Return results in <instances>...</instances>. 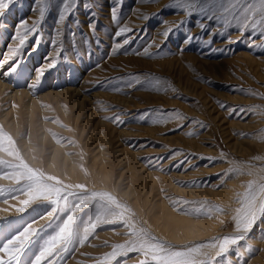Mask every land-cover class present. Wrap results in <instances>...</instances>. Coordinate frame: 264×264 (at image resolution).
I'll return each instance as SVG.
<instances>
[{"label": "rangeland", "instance_id": "rangeland-1", "mask_svg": "<svg viewBox=\"0 0 264 264\" xmlns=\"http://www.w3.org/2000/svg\"><path fill=\"white\" fill-rule=\"evenodd\" d=\"M69 3L63 19L65 0H10L0 15V61H6L0 77L8 96L0 97V126L20 156L73 186L65 194L79 193L76 184L89 194L111 193L137 226L173 247L218 249L223 237L239 235L237 194L249 181L264 182V23L242 27L237 17L246 4L258 9L260 0H240L236 16L222 13L216 0L205 11L198 0ZM18 31L27 39L8 59ZM64 89L89 105L41 96ZM12 90L36 99L31 117L24 103L10 99ZM4 110L10 111L6 120ZM0 160L19 163L2 147ZM5 171L12 169L0 164V246L31 225L38 231L20 258L29 264L68 213L49 217L55 205L40 200L18 212L28 197L13 191L17 185ZM96 211L78 213V225ZM244 235L211 264H264V215ZM130 238L120 223L101 225L58 264H141L138 251L119 250L105 261L114 245Z\"/></svg>", "mask_w": 264, "mask_h": 264}, {"label": "snow or ice", "instance_id": "snow-or-ice-1", "mask_svg": "<svg viewBox=\"0 0 264 264\" xmlns=\"http://www.w3.org/2000/svg\"><path fill=\"white\" fill-rule=\"evenodd\" d=\"M7 2H10V0H7ZM7 2L6 0H0V15L3 14V10L7 7ZM198 2L202 5L199 9L200 11H205L209 8V0H198ZM239 3L240 0H227L226 3L224 0H216V7L222 13L236 16ZM69 9V0H65L60 19L64 18V12L69 11ZM43 12L44 10L41 9V17H43ZM258 14L260 17L259 21L256 19ZM209 18L211 19V17ZM237 18L241 21L242 27H248L249 25L255 27L258 22L264 23V0H260L258 9L252 4L244 5L239 9ZM34 28L35 26H33L32 30ZM123 31L125 29H121V32ZM121 32H118L117 35H120ZM167 34L168 32L166 31L164 35ZM17 38H19V45L10 49L8 59H12L19 53L20 47L23 46L27 39V32L21 36L18 31ZM116 47L119 48L120 45L118 44ZM145 53H147V49H145ZM3 62L6 61H0V63ZM48 67H52V65L50 64ZM41 75H43V69H41ZM139 83V80L135 81V84ZM129 86L134 85L130 84ZM0 147L9 156H14L19 160L17 164H11L7 160H0V164L12 169L11 172L5 171L3 174L5 177L15 181L17 187L13 188V191L27 194L28 198L21 202L23 207L17 208L18 212H24L27 206L36 200H40L44 202L50 201L55 205L48 212L47 215L49 217L54 216L58 210L68 213L66 219L58 226L55 234L44 241L38 254L35 255L34 260L30 261L29 264H58L60 260H63L72 251L75 245L79 244L82 246L88 241L98 227L104 224L116 223L128 228L131 238L122 244L114 245V250L105 255V261L115 259L121 254L119 250H126L125 254L131 251L141 252L145 258L141 264H152V262H155V264H211L215 257L228 252L230 245H236L239 241L244 240V233L251 229L259 215H264V182L257 184L255 180L249 181L246 191L243 194H237L240 197L241 206L235 209L236 215L233 219L236 222V228L240 230L239 235L223 237V241L218 242V249L217 244L204 243H197L192 247L176 248L167 241L153 236L146 228L137 226L131 217L126 216L129 209L109 192L91 191L89 194L85 184H76L74 187L79 190V193L69 191L65 194V189L73 186L64 185L58 177L46 175L42 170L29 166L20 156L18 149H16L12 136L4 132L2 126H0ZM248 174L252 175L253 173L249 171ZM254 185L256 186L255 188ZM68 196L74 197L75 202L69 203ZM61 201H63L62 207ZM90 206L96 208L97 211L78 225L77 214ZM214 207L223 211L219 205ZM37 231V229L29 225L17 235L6 240L0 246V253L4 254L0 255V264H21L20 258L31 243V237Z\"/></svg>", "mask_w": 264, "mask_h": 264}, {"label": "bare ground", "instance_id": "bare-ground-1", "mask_svg": "<svg viewBox=\"0 0 264 264\" xmlns=\"http://www.w3.org/2000/svg\"><path fill=\"white\" fill-rule=\"evenodd\" d=\"M4 75V74H3ZM3 77H2V75H1V77H0V97H2V95L5 93V91L7 90V87L2 83L3 82V79H2ZM10 88V87H9ZM12 91H14V92H11L12 94H11V96H10V99H12V100H14V99H18L19 101H21L22 103H24V107H25V110L29 113L28 115L31 117L32 116V113H33V111H34V109L36 110V108H35V105H36V99H34V98H31V97H29L28 95H26V92L24 91V90H12ZM4 96V99L6 98V97H8L7 96V94H4L3 95ZM42 97H45V96H50V97H52V98H54V99H57V98H60V97H63L64 99H66V100H69L70 101V103L71 104H73L74 106L75 105H77L80 109H83V108H85V107H87V105H89L88 103H86L87 101H86V97H84V96H81L77 91H75V90H69V89H64V90H62V91H59V92H55V91H46V92H44L42 95H41ZM78 96H79V98H78ZM38 97H40V96H38ZM1 99V98H0ZM43 99V98H42ZM88 100V99H87ZM58 103V102H57ZM12 106H13V104H12ZM63 108V107H62ZM16 109V108H15ZM61 109V108H60ZM39 111H40V109H39ZM1 112H2V110H1ZM9 112L10 111H5L4 110V113H3V115H2V117H3V119L4 120H6V119H8L9 118ZM27 112H26V115H27ZM40 114H41V112H40ZM27 115V116H28ZM13 118V117H12ZM12 118H11V121H12ZM15 118V117H14ZM41 119V118H40ZM10 120V119H9ZM13 122V121H12ZM9 124V123H8ZM41 124V123H40ZM42 125L44 126L45 125V123H43L42 122ZM11 126V125H10ZM15 126V125H14ZM18 127V126H17ZM43 128V127H42ZM15 129V128H14ZM40 136V135H39ZM41 140H43V141H46V139H45V136L44 135H42L41 134ZM40 144L42 145V143H41V141H40ZM25 145V144H24ZM260 148L261 149H263L264 148V145H260ZM27 151H29V150H27ZM245 176V175H244ZM234 183V182H233ZM226 190V189H225ZM224 190V191H225ZM223 191V192H224ZM229 191H231V190H229ZM218 193L220 194V191H218ZM222 193V192H221ZM219 194H218V196H219ZM223 194V193H222ZM221 195V194H220ZM226 195H227V193H226ZM231 195V194H230ZM229 194H228V197L230 196ZM227 197V196H226ZM217 198V197H216ZM219 198H221V197H219ZM222 199V198H221ZM224 199H226L225 197H224ZM228 199H226V201H227ZM230 201H231V199H230ZM230 201L229 202H227V203H230ZM233 202V201H232ZM226 203V202H225ZM227 205V204H226ZM226 207V206H225ZM230 208H231V206H230ZM225 212V211H224ZM175 213V212H174ZM226 213V212H225ZM172 214V213H171ZM170 213H169V217L170 218H172L173 220H178V218L176 217V216H174V215H171ZM220 215V214H219ZM225 215V214H224ZM221 216V215H220ZM179 217V216H178ZM181 218H183V217H181ZM221 218V217H220ZM210 220V219H209ZM212 220V219H211ZM215 220V219H214ZM218 221L220 222V220L218 219ZM201 223V222H200ZM193 224V223H192ZM206 223H204V226H206L205 225ZM213 224V223H212ZM179 225V224H178ZM202 225V224H201ZM214 225V224H213ZM216 225H217V223H216ZM194 226V225H193ZM176 227V226H175ZM190 229V228H189ZM199 230V229H198ZM197 230V232L199 233V231ZM211 230V229H210ZM209 230V231H210Z\"/></svg>", "mask_w": 264, "mask_h": 264}]
</instances>
